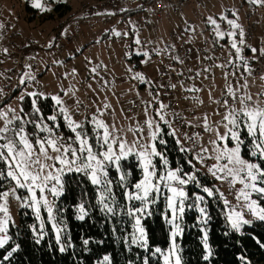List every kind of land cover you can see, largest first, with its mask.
Instances as JSON below:
<instances>
[{
	"label": "snow or ice",
	"instance_id": "1",
	"mask_svg": "<svg viewBox=\"0 0 264 264\" xmlns=\"http://www.w3.org/2000/svg\"><path fill=\"white\" fill-rule=\"evenodd\" d=\"M251 2L264 4V0H251ZM52 3H66V0H52ZM31 6L41 12L52 10L46 0H31ZM207 19L208 23L214 26L216 42L219 43L220 40L227 38L228 46L235 51L236 59L243 62L245 72L250 75L252 69L248 67L247 61L241 55V46L245 44L244 31L241 26L235 20L221 16V19L226 20L233 29L225 32L220 30V25L211 16ZM3 27L0 24V29ZM115 35L127 36L128 33L116 32ZM237 35L240 37L239 40H237ZM134 43L141 45L142 42L138 35ZM165 51V49H153L156 55H161ZM251 51L256 53L257 49L252 48ZM4 52L6 53L7 49H4ZM140 54L148 58L143 61L144 63L151 59L147 51ZM231 57L232 53H229L227 63L235 67ZM225 66L224 64L214 65L219 68ZM26 67L31 69V65ZM100 67L101 65H97L90 71L100 76L98 71ZM209 70L204 69L206 72ZM72 74H75V69ZM228 75V73L225 74V80L228 79ZM231 75L235 76L236 73L233 72ZM199 76L200 72H196L195 76L189 79H196ZM261 78L264 79V77ZM133 79L142 84L151 85L153 83L146 80L141 73H135ZM35 80L36 77L31 71L22 75L19 80L18 87L23 86L25 89L18 97L21 103L19 113L10 106L7 110L0 108V165H2L0 181L6 179L11 185L9 190L0 191V249H3L11 240L8 234L11 223L8 208L10 197L22 201V206L31 208L38 220H41V209L43 208L47 212L48 220L53 222L56 241L60 245L63 228L55 222L53 204L48 200L47 194L50 193L54 197L59 196L63 189V176L69 173H80L87 176L100 192L101 211L113 213L114 209L105 202L111 199L115 203L113 181L109 178V169L113 167L119 173V186L125 189L126 200L129 203L136 201L140 203V206H129L125 211V214L134 221L133 232L130 234V245L148 249L147 232L142 220L144 216L151 215L150 206L157 202L158 197L164 195L165 191L168 193L165 219L171 226L170 245L166 251L157 247L152 253V255L159 254L163 259V264H181L176 238L183 232L179 221L183 218L186 206L188 208L197 207L204 224L209 218L206 208L200 206L205 203V195L195 194V205H186V201L191 199L186 190L189 184H194L207 197L220 198L227 209L226 220L237 232L243 225L251 223L245 219L246 213L264 221V206L260 203L264 200V100L254 99L250 93L242 91L248 87L246 81L243 84L237 83L235 87L227 83L223 101L212 98L209 93V99L218 106L214 111V114L220 117L218 120H212L208 114H204L196 117L197 123H193L180 113L169 112L170 105L160 101V93H153L149 90L148 95L152 97V100L142 101L143 121L128 117L132 123L123 127L115 122L108 123L103 119L106 110L111 108L108 103H105L103 108L97 107L91 116L87 114L85 106L83 119L77 120L75 117L80 113L81 101L74 99L73 105L69 107L63 99L64 96L75 97L74 86L66 90L61 88L60 92L63 95L57 93L49 97L44 92L26 90L28 84ZM100 80L102 81L103 77H100ZM181 86L183 87L182 84ZM168 87L175 89L177 85L170 84ZM185 91L199 93L201 89L193 85ZM259 95H264V93ZM26 97L30 98V113L25 112L22 106ZM48 98L53 101L54 107L52 114L45 117L39 102ZM191 98L197 103H203L198 96ZM221 108L222 112L219 110ZM177 118L184 127L200 128L202 132L209 133V139L202 143L201 132L191 134L180 132L177 135L179 128L174 127L173 124ZM61 120L70 135L65 136L59 131ZM29 126L33 131H28ZM164 135L173 137L179 151L185 153L186 156H191L190 159H186L191 171H185L182 166L175 168L170 166L166 154L158 150V145L167 143L163 138ZM245 136L250 143L246 144ZM181 137L183 141L189 143L188 147L184 146ZM130 157L138 162L141 178L129 188L128 173L122 170L121 162ZM197 165L200 167L198 168ZM201 168L206 169V173L215 181L221 184L226 183L235 190L233 194L238 202L237 206L233 207L219 188L209 187L201 182L198 175ZM237 185L240 187L237 188ZM21 189L27 193L26 196L17 194ZM254 196L257 198H253ZM77 211L79 220H84L88 215L83 204L78 206ZM42 228L43 222L41 223ZM38 235L37 243L39 239H42L43 232L41 231ZM204 240V247L208 249L206 232ZM84 244H88V241L85 240ZM17 248L18 245L12 247L3 260L7 261L17 251ZM60 251H65L63 245L60 246ZM209 255H211L210 250ZM204 258L207 260L208 256ZM241 260H244V257H241ZM102 264H111L110 257L105 255ZM144 264H148L147 259L144 260Z\"/></svg>",
	"mask_w": 264,
	"mask_h": 264
},
{
	"label": "trees",
	"instance_id": "2",
	"mask_svg": "<svg viewBox=\"0 0 264 264\" xmlns=\"http://www.w3.org/2000/svg\"><path fill=\"white\" fill-rule=\"evenodd\" d=\"M27 9L37 11L30 5ZM55 10L60 17L74 11L69 3H59L55 6ZM55 13L47 15L45 20L54 18ZM246 52H252L251 48L247 47ZM129 60L139 67L141 56L132 55ZM257 62L259 61H255L254 65ZM152 86L155 92L160 88L155 84ZM22 87L16 89L13 97L22 90ZM39 103L45 117L52 114L54 104L50 98L42 99ZM22 106L25 112L30 113V98L26 97ZM20 114L23 115V113ZM60 123L59 131L65 136L70 135L63 126L62 120ZM28 131H33L31 126L28 127ZM165 131H167L166 128ZM163 138L167 143L158 145V150L166 154L170 166L173 168L182 166L185 171H191L186 163V159L190 157L179 151L174 138L169 135H164ZM245 140L246 144L250 143L246 136ZM246 158L252 159L247 156ZM121 168L128 173L129 188L141 178V171L135 158L130 157L122 161ZM198 175L204 185L215 186L221 191L220 182L202 172ZM118 177L119 173L116 169L110 168L109 178L113 181L115 203L111 199L105 201L114 209L113 213H107L101 211L100 192L87 176L80 173H69L63 176L62 193L53 199L55 222L63 228L60 245L56 241L53 222L48 220L47 212L43 208L41 209V220H38L31 208L20 207L18 221L11 222L9 225L8 234L11 240L3 249H0V264H102L105 255L110 257L111 264H144L145 259L148 260V264H163L162 257L159 254L152 255V253L157 247L166 251L170 245L171 226L165 219L168 193L165 191L164 195L158 197L157 202L150 206L151 215L144 216L142 220L147 232L148 249L130 245V234L133 232L134 221L125 214V211L129 206H140V203L138 201L129 203L126 200L125 189L119 186ZM10 186L8 180L0 181V191H5ZM186 190L191 197L186 201V205H195V194L205 195V203L201 206L206 208L209 218L204 224L197 207L188 208L186 206L182 218L183 232L176 238L181 264H264V246H262L264 245V221L253 220L237 232L226 220L227 209L220 198L207 197L194 184H189ZM18 192L21 196L27 195L22 189ZM224 196H226V191ZM260 203L264 206V200ZM81 204L85 206L88 213L84 220L77 218L79 214L77 209ZM42 222L43 228L41 229ZM41 231L43 237L37 243L38 234ZM205 232L208 249L204 247ZM85 240L88 244H84ZM17 245V251L7 261H4L3 257ZM61 245L65 247L63 252L60 251ZM209 250L211 255H209ZM205 256H208L207 260ZM241 257H244V260H241Z\"/></svg>",
	"mask_w": 264,
	"mask_h": 264
},
{
	"label": "rangeland",
	"instance_id": "3",
	"mask_svg": "<svg viewBox=\"0 0 264 264\" xmlns=\"http://www.w3.org/2000/svg\"><path fill=\"white\" fill-rule=\"evenodd\" d=\"M89 0H66L69 3L75 13L80 11V6L88 2ZM47 4L51 7V11L41 12L39 9L37 11H29L27 6H31V0H0V19L2 20V25L4 26L0 29V32L5 33V35L12 33L14 31L19 32L21 36V41L27 42L30 37L35 39H43L50 41H55L59 39V42L66 45L64 54L57 60L53 62H47L45 57H41L36 60L39 64L35 69L26 70L22 73L31 71V73L36 77L35 81H32L27 86V91H38L44 92L46 95L50 96L53 94L60 93V89H68L70 86H74L75 97L70 98L64 96L66 104L71 107L73 105L74 99L81 101L80 109L83 106L88 108L87 114L91 116L97 107L103 108L105 103L111 105V108L106 110V114L103 117L108 123L115 122L118 126L127 127L132 121L128 117L135 118L136 120L143 121L144 113L143 109L137 114H130L127 111L128 106L135 100L145 99L148 101L152 100V97L148 95L149 90L152 91V85H159L158 73L160 71V66L157 65L154 58L147 63L143 61L148 59L140 53L147 51L145 47H140L139 45H132L131 39L135 40L138 38L141 40L146 38L149 34L146 30H143V26L138 22L145 14L141 11L136 12L129 21L124 20L123 22L117 18V14L114 13L113 19L109 27L111 28L108 35L102 36V31L108 26L104 21H99L97 24L98 30L89 27L87 23H79L72 21L66 25L64 29L61 26L67 23L70 17L65 15L60 17L55 12V6L59 3H52V0H46ZM206 5H210L213 8V13L208 14L207 18L211 16L215 19L216 15L226 16L227 19L235 20L244 31L245 44L242 45L241 55L247 61L248 67L253 70L254 62L259 60L261 55L260 47V33L256 36L254 40H248L245 36V26L248 22L246 15L252 13V21L259 25L260 31H264V4H254L251 0H206ZM222 4V5H221ZM126 6L129 9L137 8L136 6L130 5L128 0H123L122 4L119 6ZM32 7V6H31ZM231 7L233 9L234 15L227 16L225 10ZM118 8V9H119ZM115 10V9H114ZM55 13V17L52 19L45 20V17L49 14ZM114 17H116L114 19ZM181 16H173L172 22L170 23L169 31H175L176 26H173L175 20L182 21ZM208 20V19H207ZM218 24H221L220 30L231 31V26L228 25L226 20L221 19L222 22L215 19ZM165 21V20H164ZM224 25V26H223ZM140 28V29H139ZM95 30V31H93ZM138 30V31H136ZM136 31L135 35L133 32ZM237 32L239 30H236ZM128 33L124 36L128 40H121L120 36H116L115 33ZM73 36L68 42V38ZM213 43L216 45V41L211 38ZM240 37L237 35V40ZM221 50L220 59H210L209 61L203 62L202 58H199L198 54L194 56V67L191 76H195L196 72H200L199 78L189 79L191 76L183 77V82L181 90L179 92L182 98V104L186 110L196 111L195 115H188L187 119L197 123L196 117H201L204 114H208L212 120H218L220 117L214 114L217 109V105L212 103L209 99V93L212 98L216 100H221L225 98L223 95L226 93L225 85L231 83L234 87L239 84L247 82V89H242L250 93L254 99L263 100L260 94L262 88H264V79H259L257 81L251 80V74L249 75L244 70V64L241 60H237L235 57V51L228 46L224 41H219ZM251 46L257 49L256 53H245V49ZM133 48V49H132ZM251 48V49H252ZM136 53L142 56V67L135 68L132 63L128 60L129 55ZM229 53H232L233 64H228L222 61V59H229ZM226 65L223 68L214 67V65ZM97 65H101L98 68L100 76H96L90 70ZM10 64L7 63L6 66L0 65V87L4 83V79L7 75V68ZM46 69L45 72L43 70ZM73 69H75V74L73 75ZM131 69V71H129ZM204 69H210L209 71H204ZM235 72L236 75L233 76L231 73ZM135 73H141L145 76L146 80L152 81L151 85L146 84L145 87L141 88L139 85L142 84L138 80L133 79ZM228 73V79L225 80V74ZM21 75V76H22ZM103 77V80H100ZM26 78V77H25ZM91 85V88H89ZM200 88L199 93L187 92V88L192 87ZM103 86V90H101ZM160 89V88H159ZM22 90L7 102L2 109L7 110V107H12L20 112L21 103L18 100L19 95L24 91ZM159 91V90H158ZM157 91V92H158ZM198 96L203 103H197L191 97ZM13 97V98H12ZM186 97H188L186 99ZM153 103H155L153 101ZM80 110V111H81ZM221 112L223 109H219ZM174 124V123H173ZM174 127H177L174 124ZM180 131L177 133L179 135ZM192 132H201L203 137L202 143L209 139V133H204L200 128H192ZM131 140V136L129 135ZM183 142V138L181 137ZM213 162V161H212ZM221 192L225 193L227 191V184H221ZM11 187V186H10ZM8 187L7 190L10 189ZM240 186L237 185V188ZM62 193V191H61ZM19 195V192H17ZM168 195V194H167ZM26 196V195H25ZM48 200L52 202L54 196L50 193L47 194ZM257 198V197H253ZM237 201L235 199V206H237ZM262 205V204H261ZM201 206V205H200ZM22 207V201L16 200L14 198H9L8 208L9 215L11 216V222H17L19 218V209ZM202 207V206H201ZM198 209V208H197ZM167 210V207H166ZM199 211V210H198ZM245 219L249 221L257 220L251 214L245 215ZM181 228L182 219L179 221ZM244 226V225H243ZM242 226V227H243ZM241 227V229H242ZM240 229V231H241Z\"/></svg>",
	"mask_w": 264,
	"mask_h": 264
},
{
	"label": "built area",
	"instance_id": "4",
	"mask_svg": "<svg viewBox=\"0 0 264 264\" xmlns=\"http://www.w3.org/2000/svg\"><path fill=\"white\" fill-rule=\"evenodd\" d=\"M130 5L141 7L144 11L146 18L144 19V25L152 26L155 21L169 20L172 16L184 15L187 13L188 7L193 3H201L203 0H128ZM123 0H89L80 6V11L74 15L82 20H86L91 28L97 29V24L100 20H104L110 23L112 17L108 13H104L105 10H116L122 4ZM252 13H248L245 26V36L248 40H254L260 33V47L261 55L259 62L254 65L251 72V80L257 81L264 77V31L261 32L259 25L252 21ZM0 19V24H2ZM186 24L188 26H195V20L192 17L186 18ZM213 29V25L209 27L197 28L194 31V38H186L178 36V32H171L170 38L176 40L171 45H163L159 42L157 36H153L147 39L141 40V45L147 49V52L154 58L157 65H159L160 71L158 73L159 85L161 95L160 99L163 103L170 105L168 111L180 113L183 117L188 115H195L196 111L186 110L182 104V98L180 97L181 84L183 77L191 76L194 67V56L198 54L202 58H214L220 59L221 50L220 47L214 46L209 32ZM182 33L188 32V30L182 29ZM21 34L17 31L5 35L0 32V65L6 66L7 63L10 67L7 68V75L4 79V83L0 88V108L2 105L11 99L12 94L18 89V83L21 75L24 71L30 70L28 65H31V69L38 67L37 59L42 56L46 58L47 62H53L59 59L65 52L66 45L59 42V40L48 41L43 39H35L30 37L27 42L21 41ZM73 36H70L68 42ZM122 40H126L124 36H121ZM51 45V47H49ZM7 49V52H4ZM153 49H165L166 51L161 55H156ZM177 57L179 59H177ZM180 61H183L182 63ZM227 63L228 59H222ZM191 70V71H189ZM170 84H176L177 87L172 89L168 87ZM184 88H187L184 86ZM260 91L264 93V88ZM264 100V95H261ZM143 99L133 101L127 108L130 114H137L143 109ZM85 114V106L76 115L77 120L83 119ZM173 123L180 129V131L193 133L191 127H184L180 120L177 118ZM184 146L188 147L189 143L184 141ZM190 158L191 156L188 155ZM209 163H213L209 161ZM199 168L200 165H197ZM201 172L205 175L206 169L201 168ZM210 176V175H208ZM211 177V176H210ZM234 189L227 186L226 196L233 207H235V195ZM51 202V201H50ZM52 203V202H51Z\"/></svg>",
	"mask_w": 264,
	"mask_h": 264
},
{
	"label": "crops",
	"instance_id": "5",
	"mask_svg": "<svg viewBox=\"0 0 264 264\" xmlns=\"http://www.w3.org/2000/svg\"><path fill=\"white\" fill-rule=\"evenodd\" d=\"M205 2H206V0H203V2H201V3H197V2H193L189 7H188V9H187V13L186 14H184V15H177V16H181V17H183L182 18V21L181 20H179V21H177V20H175V23H174V25L173 26H176V30L175 31H169V26H170V23L172 22V18H173V16L171 17V19H169V20H163V21H155V22H153V24H152V26H146V25H144V19L146 18V15H145V17H142L140 20H139V24L140 25H142L143 26V30H146L147 31V33L149 32V34H148V36L146 37V38H143V39H147V38H150V37H153V36H157L158 37V40H159V42L161 43V44H163V45H171V44H173V42L174 41H176V40H173V39H171L170 38V33L171 32H178L179 34H178V36H180V37H186V38H194L193 36H194V31H196L197 30V28L199 27V28H203V29H205L206 27H209V23H208V20H207V16H208V14H212L213 13V8L210 6V5H206L205 4ZM222 5V4H221ZM138 11H141L142 13H144V11H142V9H141V7H137V8H134V9H129L128 7H126V6H122V7H120L119 9H116V10H105L104 11V13H108V14H110L111 15V17H112V19H113V16H114V13H116L117 14V18L119 19V20H121V21H118L117 20V22H123L124 20H127V21H129V19H131V16H133L136 12H138ZM75 11H73L71 14H70V17L68 18V19H70V20H67V23L66 24H64L63 26H61L62 27V29H64L65 27H66V25L67 24H69L70 22L72 23V21H74V22H78V24L79 23H87L88 25H89V23L86 21V20H82L81 18H80V15L78 16V17H76L75 15ZM145 14V13H144ZM225 14L227 15V16H231V15H234V12H233V9L231 8V7H229V8H227L226 10H225ZM248 15V14H247ZM247 15H246V18H247ZM175 16V15H174ZM187 17H192L194 20H195V23H196V25L195 26H188L187 24H186V18ZM253 17V16H252ZM116 17H114V19H115ZM116 18V19H117ZM215 19H217V20H219L220 22H222L221 21V16L219 15V14H217L216 15V17H215ZM101 21V20H100ZM102 21H104L103 19H102ZM105 23H103V24H106V25H108L103 31H102V33H101V35L102 36H105V35H108L109 34V31H110V27H109V24L111 23V22H113L112 20H111V22L110 23H107L106 21H104ZM220 25V27H222L221 26V24H219ZM224 26V25H223ZM90 27V26H89ZM225 27V32H227V29H226V26H224ZM140 29V28H139ZM182 29H185V30H188V32H185V33H182L181 31H182ZM98 29H96V31H97ZM93 31H95V30H93ZM136 31H138V30H136ZM136 31H134L133 32V35H135V33H136ZM209 34H210V36H211V38H213L215 41H216V36H215V33H214V26H213V29L211 30V32H209ZM121 37V36H120ZM57 40H59V39H57ZM122 40V39H121ZM128 39L126 38V41H127ZM142 40V39H141ZM221 41H224V43H227V38H225V39H223V40H221ZM131 42H132V45L134 46V40L133 39H131ZM213 42V41H212ZM213 45L215 46V44L213 43ZM140 46V45H139ZM216 46H222V45H220L219 43H217L216 42ZM140 47H144V46H140ZM248 48H252L251 46H248ZM133 49V48H132ZM247 49V48H246ZM246 49H245V53H248V52H246ZM249 53H251V52H249ZM132 55H137V56H140V55H138V54H136V53H132L131 55H129V57H128V60H129V58L130 57H132ZM151 56V55H150ZM199 58H202V57H200L199 56ZM203 59V62H207V61H209L207 58H202ZM218 60V59H217ZM131 63H132V65H133V67H135V68H141L142 67V56H141V60H140V66L139 67H137L136 66V64L135 63H133L131 60H129ZM46 71V69H44L43 70V72H45ZM145 85L146 84H140L139 86L141 87V88H143V87H145ZM158 91V90H157ZM156 91V92H157ZM152 92L153 93H156L154 90H153V86H152ZM159 93H160V95H161V90L159 89V91H158ZM160 97V96H159ZM143 100H145V99H143ZM136 101V100H135ZM146 101H148V100H146ZM87 108V107H86ZM87 111H88V108H87ZM138 113V112H137Z\"/></svg>",
	"mask_w": 264,
	"mask_h": 264
}]
</instances>
